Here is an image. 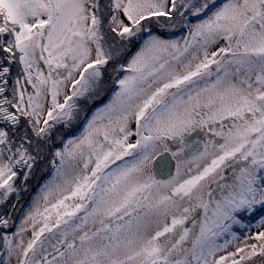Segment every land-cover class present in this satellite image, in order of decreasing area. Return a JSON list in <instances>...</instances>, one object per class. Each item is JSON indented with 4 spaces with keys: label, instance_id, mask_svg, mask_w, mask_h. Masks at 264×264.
I'll return each instance as SVG.
<instances>
[{
    "label": "snow or ice",
    "instance_id": "6c2138e0",
    "mask_svg": "<svg viewBox=\"0 0 264 264\" xmlns=\"http://www.w3.org/2000/svg\"><path fill=\"white\" fill-rule=\"evenodd\" d=\"M0 264H264V0H0Z\"/></svg>",
    "mask_w": 264,
    "mask_h": 264
},
{
    "label": "rangeland",
    "instance_id": "374dc122",
    "mask_svg": "<svg viewBox=\"0 0 264 264\" xmlns=\"http://www.w3.org/2000/svg\"><path fill=\"white\" fill-rule=\"evenodd\" d=\"M177 35H179V33H177ZM135 44V42H133V45ZM134 46H132V48H133ZM125 59H127V57H125ZM110 80L107 78V76L105 77V82H104V92H103V100H105V99H107V97H108V94H105L108 90H109V88H110ZM97 103H99V102H97ZM84 108H88L89 109V111H90V106L89 105H82ZM95 107H96V105H94ZM92 107V106H91ZM81 120H84L83 118H80V119H78V121L75 123V124H73L72 126L73 127H75V126H77V123L80 121L81 122ZM82 130H83V128H82ZM81 130V131H82ZM81 131L79 132V133H76V134H72V135H70L69 137H75V136H78L80 133H81ZM58 144H60V143H58ZM59 146H61V145H59ZM58 145H57V147H59ZM49 159H50V155L49 156H47L46 157V159H45V163L43 164V166L42 165H40L39 166V168H37V169H40L41 167V169H40V171H38L37 169L34 171V173L36 172V174H35V179L33 180V182L32 183H28V185H29V191L27 192V193H25V194H28L30 191H32L33 190V186H32V184H34V185H38L39 187L36 189V192L32 195V197H34L38 192H39V190H40V187L43 185V183L47 180V179H49L50 178V176L52 175V169H51V167H50V165H49ZM44 177V178H43ZM43 179V180H42ZM42 180V181H41ZM23 196H24V193H23ZM21 203H22V200H21ZM30 203V202H29ZM28 203V204H29ZM28 206V205H27ZM27 206H25V207H27ZM237 230H238V226H237ZM256 229H252V231H255ZM241 235H243L244 233L243 232H241L240 233ZM258 260H259V258H257Z\"/></svg>",
    "mask_w": 264,
    "mask_h": 264
},
{
    "label": "trees",
    "instance_id": "16d2710c",
    "mask_svg": "<svg viewBox=\"0 0 264 264\" xmlns=\"http://www.w3.org/2000/svg\"><path fill=\"white\" fill-rule=\"evenodd\" d=\"M134 47L132 48V51H135V47H136V45L134 44L133 45ZM81 122H83V125H84V120H81ZM72 128H75V127H71L70 129H72ZM59 131H60V133H62L66 138L70 135V133H72V132H68V131H65L63 128H60L59 129ZM54 143H55V145L57 146H59L60 144H58L59 143V141H56L55 139H54ZM47 157V156H46ZM46 157H45V159H46ZM45 159L37 166V168H39V166L40 165H42L43 166V164L45 163L44 161H45ZM36 168V169H37ZM42 168V167H41ZM40 168V169H41ZM35 169V170H36ZM40 169H37L38 171H40ZM35 174H36V172L33 174V176H32V178L28 181V183H32L33 182V180L35 179V177L37 176H35ZM44 178V177H43ZM43 180V179H42ZM41 180V181H42ZM32 186H33V190L32 191H30L28 194H25L24 193V196H23V199H22V204L24 205V206H27L28 205V203L30 202V199H31V197H32V195L36 192V189L39 187L38 185H34V184H32Z\"/></svg>",
    "mask_w": 264,
    "mask_h": 264
},
{
    "label": "flooded vegetation",
    "instance_id": "af4514ba",
    "mask_svg": "<svg viewBox=\"0 0 264 264\" xmlns=\"http://www.w3.org/2000/svg\"><path fill=\"white\" fill-rule=\"evenodd\" d=\"M114 90V85L110 82V88H109V90L105 93V94H108V97H107V99H105V100H103L104 102H106L108 99H109V97H110V94H111V92ZM96 106H99V103H97V105ZM92 107H95L94 105L92 106ZM90 112H91V109H90V111H89V114H90ZM71 127H73V126H71ZM82 128H83V122H78L77 123V126H75V128H72V129H68L67 131L70 133V132H72V133H70V135H72V134H76V133H79L81 130H82ZM69 135V136H70ZM68 136V137H69Z\"/></svg>",
    "mask_w": 264,
    "mask_h": 264
}]
</instances>
